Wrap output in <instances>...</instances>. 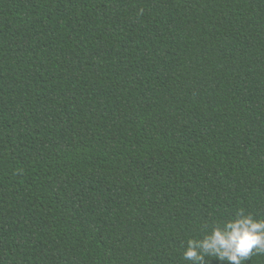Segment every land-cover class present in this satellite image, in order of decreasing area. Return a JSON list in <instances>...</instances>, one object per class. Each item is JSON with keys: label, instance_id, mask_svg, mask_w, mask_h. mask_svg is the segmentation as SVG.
I'll return each instance as SVG.
<instances>
[{"label": "trees", "instance_id": "16d2710c", "mask_svg": "<svg viewBox=\"0 0 264 264\" xmlns=\"http://www.w3.org/2000/svg\"><path fill=\"white\" fill-rule=\"evenodd\" d=\"M240 210L264 220V0H0V264H191Z\"/></svg>", "mask_w": 264, "mask_h": 264}, {"label": "clouds", "instance_id": "9594fccd", "mask_svg": "<svg viewBox=\"0 0 264 264\" xmlns=\"http://www.w3.org/2000/svg\"><path fill=\"white\" fill-rule=\"evenodd\" d=\"M254 250L264 253V220H256L240 210L234 219L226 221L223 227H214L204 239H190L183 259L191 264H205V254L212 253L221 262L244 264Z\"/></svg>", "mask_w": 264, "mask_h": 264}]
</instances>
